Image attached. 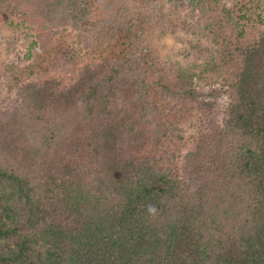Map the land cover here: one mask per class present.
<instances>
[{
  "label": "trees",
  "instance_id": "obj_1",
  "mask_svg": "<svg viewBox=\"0 0 264 264\" xmlns=\"http://www.w3.org/2000/svg\"><path fill=\"white\" fill-rule=\"evenodd\" d=\"M263 2L0 0V264H264Z\"/></svg>",
  "mask_w": 264,
  "mask_h": 264
},
{
  "label": "rangeland",
  "instance_id": "obj_2",
  "mask_svg": "<svg viewBox=\"0 0 264 264\" xmlns=\"http://www.w3.org/2000/svg\"><path fill=\"white\" fill-rule=\"evenodd\" d=\"M264 3V2H263ZM164 18L168 23H172V28H161L156 24L149 26L148 30H152L153 36L157 39V46L164 55L170 54L173 59L181 63H192L198 61L204 54V43L201 42L189 30L188 20L183 13L171 12L168 7L163 8ZM64 38H61V44L74 48V34L65 31ZM1 45V44H0ZM69 48V49H70ZM3 48L0 46V50ZM5 53V52H4ZM5 54L0 56V60L5 59ZM39 62L42 57L37 59ZM17 75H24L23 72H17ZM202 124L200 113L190 115L184 122L181 123L182 131L181 137L171 141L167 145L170 157H173L175 162L183 165L184 156L189 147L191 134L198 131Z\"/></svg>",
  "mask_w": 264,
  "mask_h": 264
},
{
  "label": "clouds",
  "instance_id": "obj_3",
  "mask_svg": "<svg viewBox=\"0 0 264 264\" xmlns=\"http://www.w3.org/2000/svg\"><path fill=\"white\" fill-rule=\"evenodd\" d=\"M148 211H149L150 213H154V212H155V207L150 205V206L148 207Z\"/></svg>",
  "mask_w": 264,
  "mask_h": 264
}]
</instances>
